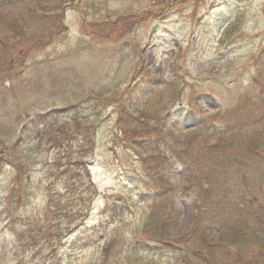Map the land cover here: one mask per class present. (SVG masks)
<instances>
[{
	"label": "rangeland",
	"instance_id": "rangeland-1",
	"mask_svg": "<svg viewBox=\"0 0 264 264\" xmlns=\"http://www.w3.org/2000/svg\"><path fill=\"white\" fill-rule=\"evenodd\" d=\"M1 25L0 264H99L111 236L114 264L156 189L143 157L264 142V0H0ZM156 252L129 256L174 264Z\"/></svg>",
	"mask_w": 264,
	"mask_h": 264
},
{
	"label": "trees",
	"instance_id": "trees-1",
	"mask_svg": "<svg viewBox=\"0 0 264 264\" xmlns=\"http://www.w3.org/2000/svg\"><path fill=\"white\" fill-rule=\"evenodd\" d=\"M61 1L58 0V3ZM37 12L39 14L40 11ZM25 18L26 15L19 17L22 27L14 31L17 36L30 33V26L23 23ZM4 32L1 25L0 42ZM259 60L263 63L256 66L252 83L263 94L264 53ZM144 73L145 78L142 76V80L155 81L147 71H143ZM158 130L160 129L156 131ZM234 131L220 132L219 141L225 134L235 133ZM121 132L127 134L124 129ZM132 133L136 135L134 131ZM226 140L234 142L228 135ZM254 144L258 146L257 143ZM262 151L264 142L259 148L246 142L240 150L237 146L233 148L215 143L207 151H195L191 155L180 150L173 154L176 156L175 161L164 155L143 157L144 169L154 180L156 189L151 195L148 211L134 233V244L130 245L128 242L127 247L123 246L124 251L115 257L113 263L132 264L129 256L131 253L146 252L151 247L152 250H157L162 261L174 264H264ZM177 163L183 165L186 180L183 186L173 180ZM12 193L13 190L9 197ZM184 202L193 210L194 220L186 233L176 237L172 231L183 211ZM113 204L117 205V202L113 201ZM86 231L91 233L93 239L102 236L105 240V230L101 225ZM81 233L83 232L75 235L72 244H85ZM115 239L111 236L105 242L99 264L111 256Z\"/></svg>",
	"mask_w": 264,
	"mask_h": 264
}]
</instances>
